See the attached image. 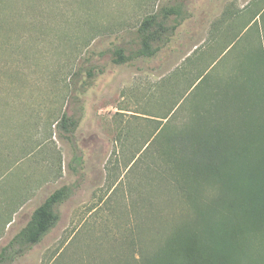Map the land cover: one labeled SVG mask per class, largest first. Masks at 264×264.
I'll use <instances>...</instances> for the list:
<instances>
[{
    "label": "rangeland",
    "instance_id": "1",
    "mask_svg": "<svg viewBox=\"0 0 264 264\" xmlns=\"http://www.w3.org/2000/svg\"><path fill=\"white\" fill-rule=\"evenodd\" d=\"M172 5L184 15L168 44L114 62L116 48L138 47L147 14ZM257 48L264 0H0V252L48 195L72 188L43 239L0 264H130L200 221L221 190L176 181L160 127L169 116V134L193 128ZM200 74L210 82L194 89ZM238 87L254 114L264 99ZM63 113L78 120L71 141ZM246 246L241 261L264 264L263 244Z\"/></svg>",
    "mask_w": 264,
    "mask_h": 264
},
{
    "label": "trees",
    "instance_id": "2",
    "mask_svg": "<svg viewBox=\"0 0 264 264\" xmlns=\"http://www.w3.org/2000/svg\"><path fill=\"white\" fill-rule=\"evenodd\" d=\"M183 15L181 5L163 6L147 14L137 28L138 47L129 53L123 47L116 48L114 62L121 64L156 55L168 44ZM173 16L175 23L170 24ZM246 63L243 69L248 71L242 79L232 78L225 81L224 89L217 88L212 109L203 107L196 111L201 117L194 119L193 128L187 125L185 132L173 136L167 132L169 116H164L166 121L160 127L164 132L161 158L171 166L176 181L195 187L205 180L216 182L220 198L198 207L200 221L177 228L179 231L161 242L158 249L143 253L130 264H244L241 255L247 254L250 240L264 246V104L249 115L243 94L237 91L244 80L254 91L253 99H264V83L261 86L259 81L264 76V48L255 49L248 69ZM253 70L257 71L256 78L251 74ZM197 80L194 89L210 82L204 74ZM232 109L241 111L242 119L229 116ZM57 127L71 141L78 120L63 113ZM71 193L69 185H62L48 195L27 224L2 248L0 263L39 243L59 221L56 207Z\"/></svg>",
    "mask_w": 264,
    "mask_h": 264
},
{
    "label": "crops",
    "instance_id": "3",
    "mask_svg": "<svg viewBox=\"0 0 264 264\" xmlns=\"http://www.w3.org/2000/svg\"><path fill=\"white\" fill-rule=\"evenodd\" d=\"M171 40V39H170Z\"/></svg>",
    "mask_w": 264,
    "mask_h": 264
}]
</instances>
